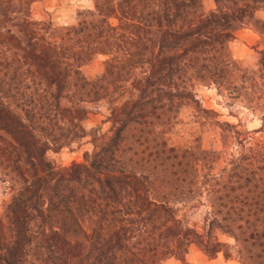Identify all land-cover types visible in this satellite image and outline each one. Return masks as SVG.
<instances>
[{
	"label": "trees",
	"instance_id": "1",
	"mask_svg": "<svg viewBox=\"0 0 264 264\" xmlns=\"http://www.w3.org/2000/svg\"><path fill=\"white\" fill-rule=\"evenodd\" d=\"M91 1L60 26L32 16L42 0H0V264H162L192 244L264 264V0ZM243 27L259 37L251 70L229 49ZM197 85L259 127L218 120ZM96 102L104 132L83 126ZM183 106L194 125L173 144ZM213 125L220 150L195 133ZM84 142L79 162L48 157Z\"/></svg>",
	"mask_w": 264,
	"mask_h": 264
},
{
	"label": "rangeland",
	"instance_id": "2",
	"mask_svg": "<svg viewBox=\"0 0 264 264\" xmlns=\"http://www.w3.org/2000/svg\"><path fill=\"white\" fill-rule=\"evenodd\" d=\"M204 12H208L214 7L213 0H202ZM92 5L91 0H42L41 3H35L32 7V16L36 19H45L49 16L55 25L71 24L76 12L81 9L89 8ZM262 16V13H258ZM258 35L250 28L243 27L235 33L234 39L229 44L232 57L239 63L243 69L251 70L255 68V48L258 43ZM262 46L259 45L258 48ZM103 68V57L97 56L82 67L83 75L87 79L95 78ZM196 98L202 108L213 110L220 121L231 123L241 122L242 126L248 130L259 127V116L252 115L248 110L241 107V103L229 99L226 95L218 93L213 86L197 85L195 88ZM90 111L83 121L84 128L89 131L100 127L102 132L106 131L108 124H102L101 120L106 115V104L96 102L89 104ZM193 109L190 106L180 108L179 117L181 123L179 128L170 135L169 142L177 144L189 139L193 120ZM233 114V115H230ZM196 134L199 135L201 147L204 149L220 150L221 143L218 129L213 126L198 127ZM92 145L84 142L79 146H73L71 149L62 148L58 152H49L48 157L54 161L57 166H68L72 162L82 160L85 152H91ZM221 240L231 242L225 237ZM162 264H239L234 259L224 260L221 254L214 259L206 257L201 250L194 244L188 248L184 261L175 258H168Z\"/></svg>",
	"mask_w": 264,
	"mask_h": 264
}]
</instances>
